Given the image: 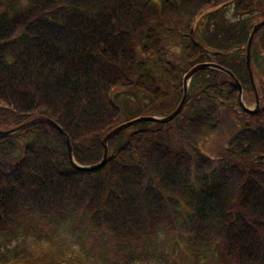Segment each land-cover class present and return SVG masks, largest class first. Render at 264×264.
I'll list each match as a JSON object with an SVG mask.
<instances>
[{
	"label": "trees",
	"instance_id": "trees-1",
	"mask_svg": "<svg viewBox=\"0 0 264 264\" xmlns=\"http://www.w3.org/2000/svg\"><path fill=\"white\" fill-rule=\"evenodd\" d=\"M263 21L264 0H0V132L15 130L0 133V264L20 235L54 241L64 225L112 264H264V78L260 94L247 61L264 77ZM212 61L263 98L256 113L239 115L215 67L185 94L182 76ZM184 94L172 121L113 134L104 161L110 132ZM225 128L216 156L198 146Z\"/></svg>",
	"mask_w": 264,
	"mask_h": 264
},
{
	"label": "rangeland",
	"instance_id": "rangeland-1",
	"mask_svg": "<svg viewBox=\"0 0 264 264\" xmlns=\"http://www.w3.org/2000/svg\"><path fill=\"white\" fill-rule=\"evenodd\" d=\"M222 10L224 9H222L220 6L219 10L217 11H222ZM256 15H257V12L254 15H252L253 19L255 20L253 21L252 24L262 20V18H258V16ZM231 17H232V11H231ZM247 19H249L248 22L249 21L252 22L250 17H247ZM206 20L207 19L204 18L202 19V21H200V18H199L196 21H194L195 23H194L193 29L198 30V27L200 28L202 24L205 25V23H207L205 22ZM239 21H242V20H239ZM202 28L203 27H201L200 29ZM236 42H237L236 40L234 42L232 41L235 47L232 49V51H235V52L238 51L237 44L235 45ZM251 43H253V40ZM169 48H170V53L172 55H177L176 58L183 56V54L179 52L178 47H175V45H170ZM245 50H246V45H244L240 49V52H243V51L246 52ZM203 63H214L215 64L216 62L212 61V62H203ZM259 70H260V67L258 68L256 64H253L255 84H256V87L259 93L261 94V91L263 88L262 80L264 77ZM183 79H185V76H182L181 78L182 85H183ZM190 83H191V80H189L187 85H190ZM262 99L263 98L261 97V101ZM243 100L245 101L244 103H246V105L250 108H255V106L257 105V103L255 104L254 93L252 92V90H249L248 88H246V92H244ZM238 109L242 110L240 106H238ZM163 113L164 114L167 113V110H164ZM243 113L244 111H240L239 115L243 116ZM244 116L245 118H247L246 114ZM231 133H232V130L230 128L229 129L225 128L224 130L222 129V131L219 134H217V136H208V137L206 136V138L198 139L197 144L209 156H216L218 154V151L223 146V144L227 142ZM192 141L195 142L197 140H194L193 138ZM67 229H69L68 225H64L63 228H61V231L57 233V235L55 236L54 241H50L48 239L38 240L33 235L25 236L24 238L22 237L23 236L22 234L18 237L17 240L14 239L12 242H10V245H9L10 252L7 255L8 257L6 259H8V261H11L12 264H112V262H108L104 258H100L99 255L96 256L90 253L91 251H93L92 247L88 248L86 246H82V244L81 245L76 244V246H74L75 243H74V240L72 239V236H71L72 234ZM169 250H170V246L165 251L169 252ZM172 257L174 258L173 261L177 262L176 264H179V261H180L179 259L183 258V256H179V253H176ZM192 262L193 261H191V258L190 259L188 258L184 260L183 262H181L180 264H183V263L192 264ZM134 264H146V263H142L141 261H139ZM152 264H161V263L154 261L152 262Z\"/></svg>",
	"mask_w": 264,
	"mask_h": 264
},
{
	"label": "water",
	"instance_id": "water-1",
	"mask_svg": "<svg viewBox=\"0 0 264 264\" xmlns=\"http://www.w3.org/2000/svg\"><path fill=\"white\" fill-rule=\"evenodd\" d=\"M259 26L260 25H257L256 27H255V31L253 32V34H252V36L250 37V42H252V39H253V37H254V34H255V32H256V30L259 28ZM249 45H250V43H249ZM249 60H250V57H249ZM248 60V61H249ZM249 65H250V63H249ZM209 67H217V68H219L220 70H222L223 72H226L227 74H229L231 77H233L234 78V80H236L235 82H237V84H238V86H239V89H240V102L239 103H241V105H242V107L246 110V111H249V112H252V111H255L256 109H250V108H248L246 105H245V103H243L244 101H243V86H242V84H241V82H239L236 78H235V74L234 73H232V71L231 70H228V69H226L225 67H223V66H219V65H216V64H214V63H203V64H201L200 66H198V67H196L194 70H193V72H191V74H189L186 78H185V82H186V84H187V82H188V80L194 75V73H196L198 70H200V69H203V68H209ZM186 91V90H185ZM185 98H186V95L184 94V99H183V101H182V103H181V105H183V103H184V101H185ZM259 99L256 101L257 102V109L259 108ZM181 105H179L180 107H179V109L180 108H182V106ZM178 109V110H179ZM178 110L176 111V112H178ZM173 117V115H170V116H167V117H165V118H162V120H168V119H171ZM145 120V119H147V120H161V119H159L158 117H140V118H136V119H133V120H130V121H127V122H125V123H123V124H121V125H119L116 129H114L112 132H110L108 135H107V137H106V139H105V153H104V161L107 159V155H108V141H109V139H110V137L113 135V134H115L116 132H118V131H120V130H122L123 128H125V127H128V126H130V125H133V124H135V123H137L138 121H140V120ZM43 120H45L46 121V123H49L50 125H52V126H54L58 131H60L63 135H65V132H64V129L56 122V121H54V120H52V119H50V118H46V119H40V121H43ZM39 121V122H40ZM15 132V130L13 129V130H10V131H8V132H4V131H2V132H0V133H2V134H5V133H8V134H11V133H14ZM67 144H68V147H69V150H70V152H72V145H71V143H70V140L69 139H67ZM73 156H72V161H73ZM96 167V165H94V166H82V168L83 169H93V168H95Z\"/></svg>",
	"mask_w": 264,
	"mask_h": 264
}]
</instances>
